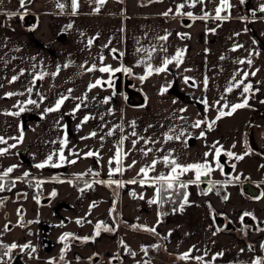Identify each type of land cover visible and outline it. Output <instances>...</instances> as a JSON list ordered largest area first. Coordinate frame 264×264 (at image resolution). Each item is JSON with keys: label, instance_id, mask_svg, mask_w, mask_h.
Wrapping results in <instances>:
<instances>
[{"label": "crops", "instance_id": "1", "mask_svg": "<svg viewBox=\"0 0 264 264\" xmlns=\"http://www.w3.org/2000/svg\"><path fill=\"white\" fill-rule=\"evenodd\" d=\"M77 4L74 13L66 0L23 6L21 0H0V136L7 141L0 149H9L0 155V245L29 244L26 250L35 248L33 264H85L94 255L110 256L112 264H147L150 257L149 264H264V0H228L219 18L221 0ZM27 12L36 15L30 26L23 24ZM9 13L12 20L6 21ZM184 17L191 20L184 23ZM178 50L179 64L173 60L166 71L148 74L149 64L162 67ZM104 66L130 69L144 104H128L114 87L113 73L99 71ZM97 80L102 83L89 89ZM248 84L252 88L244 92ZM61 97L67 98L59 109L45 111ZM245 99L246 107L232 111ZM197 120L203 123L193 128ZM117 149L120 172L114 171ZM217 149L232 166L229 174ZM90 151L98 155L87 156ZM49 155L50 163L36 167ZM164 156L181 166L207 163L210 178L197 180L195 169L173 174ZM153 160L158 162L145 177L140 169ZM9 167L13 171L3 176ZM161 174L177 175L171 189L154 179ZM247 179L260 187L259 195L244 192ZM182 184L177 206L166 209L165 201ZM218 217L225 219L223 226ZM22 220L25 226L18 224ZM13 223L16 232L8 230ZM4 249L0 264L12 252ZM185 253L189 258L181 259Z\"/></svg>", "mask_w": 264, "mask_h": 264}, {"label": "snow or ice", "instance_id": "2", "mask_svg": "<svg viewBox=\"0 0 264 264\" xmlns=\"http://www.w3.org/2000/svg\"><path fill=\"white\" fill-rule=\"evenodd\" d=\"M97 2L100 3V4H103V3L105 2V0H97ZM195 2H196V0H193V4H194ZM23 5H24V0H21V6H23ZM71 6H72V9H73V12L75 13V10H76L77 7H78L77 0H71ZM58 7H60L61 9H63V8H64V5H63V4H58ZM179 7H180V8H183L184 5L181 4ZM225 7H228V0H221V7L216 8V17H217V18L220 17V13H221V11L223 10V8H225ZM97 11H99V9H97ZM260 11H261V12H264V6H261ZM186 14H187L188 16H192V13H191V12H188V13H186ZM165 15H167V13H165ZM205 15H207V13H205ZM69 27H70V26H69ZM160 39L167 40V36L160 37ZM91 43H92V41L90 40V41H89V44H91ZM113 51H115V50H113ZM182 55H183L182 50H178L177 53H176V55H175L174 57H172L171 59H165V60L163 61V66H162V67H157V68H155V69H153L152 66L149 64L148 67H147V72H148V74H151L153 71H155L156 73L166 71V70H167V65L170 64V63H172L173 60H175V61L177 62V64H179V63L181 62V57H182ZM149 56H150V54H149ZM221 58H223V57H221ZM101 59H103V58L101 57ZM238 63L243 64V63H245V61H244V60H240V61H238ZM247 63L251 64V60H248ZM94 69H95V65H93V68H92V69H89V71L94 70ZM99 71H101V72H107V73H110V74H111V73L119 72V71L130 72L131 70H130V69H121V68L113 69V68H111L110 66H104V67H101V68L99 69ZM247 75H248V73H244L245 78L247 77ZM252 75H255V73H252ZM41 78H42V77H41ZM16 79H17V77H12V80H13V81L16 80ZM140 79H141V80H144V79H146V76H141ZM188 80H189V78L186 77V78H185V83H188ZM101 83H102V82H101L100 80H97L95 83L89 85V89L94 88V87H96L97 85H100ZM107 83H109V85L111 86V79H110ZM204 84H205V86H207V79H205ZM251 88H252V85H251V84H248L247 86L244 87L243 91H244V92H249V90H250ZM166 90H167V89L165 88V89H163L162 91H166ZM231 90H232V87L230 86V87L227 89V91H231ZM28 91L31 92L32 89L29 88ZM69 91H71V90H69ZM8 95L11 96V95H13V93H8ZM66 98H67V97H61L59 100H57V102H56L54 108L50 107V108H47L45 111H46V112L56 111L57 109L60 108L61 104H63V102H64V100H65ZM104 102L107 103V98L105 99ZM28 103H29V104H35L36 102L33 101V100H29ZM203 103H205V105H207V101H203ZM246 106H247V99H245L243 103L231 105V109H232V111H235V110L238 109V108H243V107H246ZM77 107H79V106H77ZM224 107H228V105H224ZM23 110H24V109L21 108V111H23ZM15 114L18 115L19 113H15ZM231 114H232V112H228V113H225V112H222V111L220 112V116H223V115H231ZM219 118H220V117L218 116L217 119H219ZM88 119H89V117H87V116L84 117V121H85V122H86ZM201 123H203V121H201V120H197V121L192 125V127H193V128H198V127H200ZM213 123H214V122H213ZM211 126H212L211 124L208 125L209 128H211ZM91 135H92V136H95L96 133L93 132V133H91ZM108 135H112V132L110 131V132L108 133ZM132 135H136V133L133 132ZM200 135L203 136L204 133L201 132ZM181 136H183V132H181L180 135L175 136V138H176L177 140H179V139L181 138ZM18 139L22 141V139H23V132H22V131H21V134H20V136L18 137ZM123 139H127V137H124ZM123 139L121 140V143H123ZM166 139H167V140H171V139H173V136L166 135ZM6 143H7V141H6L2 136H0V144H6ZM61 143L64 144V143H66V141H62ZM132 143H133V146H135V144L137 143V141H132ZM145 143H148V141L145 140ZM9 147L14 148V147H16V145H15V144H13V145H9ZM8 150H9V149H8L7 147H6V148H2V149H0V155H3V154L6 153ZM142 151H143V150H142ZM150 151H152V149L149 148L147 151H143V154H144L145 156H147V155H148V152H150ZM86 155H87V156H93V155H98V153H93V152L90 151V152L86 153ZM120 155H121L120 150L117 149L116 154H115V163H116L118 166H117V168L114 170L115 172H120V171H121V169H120V167H119V164H120V159H119V157H120ZM125 155H126V154H125ZM205 155H208V154L206 153ZM219 155H220V150L217 149V150H216V156L219 157ZM228 155H229V156H232L233 153L229 152ZM241 158H242V157H237V159H241ZM52 159H53L52 155H49V156L47 157V159H46L43 163L36 165V167H38V168H43V167L45 166V164L50 163V162L52 161ZM59 159H60L61 161H64V160H65V156H64L62 150H61V152L59 153ZM112 162H113L112 160L109 161L110 164H111ZM157 162H158L157 160H153V161H152V164H151L150 166H148V167H142V168L140 169V173H142L145 177H147L148 172H149L150 170H152V169L155 168V165L157 164ZM163 162H164L166 165H168V164H171V165H172L171 173H173V174H176L178 169L180 170L181 173H182V172H187V171H189V170H193V169H195V170H196V179H197V180L200 179V176H201V170H202V169L206 170V171L203 173V174H205V175H206L208 172H210V171L212 170V169L209 167V165H208L207 163H205V164H191V165L181 166L180 164H178V163L176 162V160H174V159H170L169 156H164V157H163ZM68 163H75V161H74V160H69ZM134 163H135V161L133 162V164H134ZM53 166H59V165H53ZM129 167H131V165H130ZM12 171H13V167H9V168L3 173V176H7V175H8L9 173H11ZM112 174H113V170L110 169V171H109V175H112ZM24 175L27 176L28 173H25ZM177 178H178L177 175H172V174H170V175H168V176H165V175L161 174L160 176H158V177H156V178H154V179L159 180V181H167V188L171 189V188L173 187L172 181L176 180ZM0 179H2V177H0ZM112 182L116 183L117 186H120V182H119V181H112ZM135 182H136L135 180L130 181V183H135ZM141 183L143 184V181H141ZM86 186H89V187H90V185H86ZM181 187H182V188H183V187H186V185H183V184H182ZM3 190H4V185H3V184H0V191H3ZM210 190H211V189H209V191H210ZM157 191L159 192V189H158ZM53 195H55V193H53ZM133 195H134V194H133ZM141 198H142V197H141ZM225 198H226V197H225ZM156 202H157L156 200L150 201V203H156ZM185 202H187L186 194H185ZM182 209H183V205H181V210H182ZM245 215H248V214L245 213ZM77 223H80V221H77ZM101 223H102V222H101ZM96 227H97V230H98V229L101 227V224H97ZM146 230H148V231H152V232H155V228H149V229H146ZM96 234L99 235V231H97ZM66 235H70V234H66ZM64 238H65V237H61L62 240H63ZM84 239H88V238L85 237ZM4 247H8V246H4ZM16 247H18V245H16V244H12V245H11V248H16ZM20 247H21V250L23 251L24 249H27V248H29V247H31V246H30L29 244H25V245H22V246H20ZM125 247H126V246H125ZM262 247H264V245H262ZM32 251L34 252V251H35V248H32ZM4 255L7 256L8 253L5 252ZM132 255H135V253H132ZM189 255H190L189 253H185V254H183V256H181L180 258L186 260V259L189 258ZM195 259H197V260H202L203 258H202V257H196ZM213 259H215V257H213ZM256 264H260V261H256Z\"/></svg>", "mask_w": 264, "mask_h": 264}, {"label": "water", "instance_id": "3", "mask_svg": "<svg viewBox=\"0 0 264 264\" xmlns=\"http://www.w3.org/2000/svg\"><path fill=\"white\" fill-rule=\"evenodd\" d=\"M31 0H24V3H29ZM150 1V0H146ZM23 24L26 26H30L35 23L36 21V15L30 12H27L23 15ZM191 19L189 17H184L183 22L188 23ZM115 77L114 87L117 92L125 93L126 94V102L131 105H141L145 102V97L143 93L134 87L133 83L134 80L130 78L128 72H114L112 74V78ZM219 160L223 164V171L226 174H229L232 171V166L227 161V156L224 154V152H220ZM210 178V175L207 173L206 175L201 173L200 179L202 182L208 180ZM243 190L244 192L248 193L251 196H257L260 193V187L257 186L255 183L251 182L250 180H246L243 184ZM218 225L223 226L225 223V219L223 217L216 218ZM227 228H233L234 225L232 223L227 222L226 223ZM13 264H24V261L22 258L15 257V259L12 262Z\"/></svg>", "mask_w": 264, "mask_h": 264}, {"label": "rangeland", "instance_id": "4", "mask_svg": "<svg viewBox=\"0 0 264 264\" xmlns=\"http://www.w3.org/2000/svg\"><path fill=\"white\" fill-rule=\"evenodd\" d=\"M5 220H6L5 221L6 222V225L5 226L6 227H9V225L12 224V223H10L11 222V219H9V217L7 216ZM24 220H26V219H24ZM24 220L19 221L18 224H22V226H25V224L23 223ZM13 224H14L13 225L14 227L11 228V229H8L9 231L10 230L15 231L16 230V226H19V225H16L17 223H13ZM14 234H16V233H14ZM11 245L12 244H9L8 243V246L10 248H11ZM16 245H18V247L11 248V250H12L11 255L10 254L8 255L7 260L4 261L5 264H12L13 260L15 259V257L17 255H19V254H23V258L22 259L26 262V264H33V262H34L33 261V257H34L33 256V253L34 252L32 250H26V249H24L22 251L20 246L25 245L23 242L22 243L21 242H18V243H16ZM96 256L97 255H94L92 258L89 257V258L85 259V264H112V257L105 256L104 258H102L101 260H99V257H98V259H95ZM151 260H154V259L150 257V259L148 260V263L147 264H149V262H152ZM169 262H174V257H169Z\"/></svg>", "mask_w": 264, "mask_h": 264}, {"label": "trees", "instance_id": "5", "mask_svg": "<svg viewBox=\"0 0 264 264\" xmlns=\"http://www.w3.org/2000/svg\"><path fill=\"white\" fill-rule=\"evenodd\" d=\"M1 182H2V179H0V183H1ZM7 182H8V183H6L5 185H6V186H10L11 181H10V180H7ZM184 191H185V187L182 188L181 185L178 186V187L175 189V192L171 194V198L173 199L174 203L177 204V202L182 198ZM168 196H169V195H168ZM4 246H7V245H6V244H1V245H0V251L3 250L4 248H6V247H4Z\"/></svg>", "mask_w": 264, "mask_h": 264}, {"label": "built area", "instance_id": "6", "mask_svg": "<svg viewBox=\"0 0 264 264\" xmlns=\"http://www.w3.org/2000/svg\"><path fill=\"white\" fill-rule=\"evenodd\" d=\"M68 1V0H67ZM68 7H70V1H68ZM12 17L13 15L11 13H9L8 15L5 16V20L6 21H11L12 20ZM176 206V203H174L173 199L172 198H169L165 201L164 203V207L167 208V209H172V208H175Z\"/></svg>", "mask_w": 264, "mask_h": 264}, {"label": "flooded vegetation", "instance_id": "7", "mask_svg": "<svg viewBox=\"0 0 264 264\" xmlns=\"http://www.w3.org/2000/svg\"><path fill=\"white\" fill-rule=\"evenodd\" d=\"M68 1H70V5H71V0H68ZM68 1L66 0V2H67V5H68ZM112 79H114L115 80V77L114 78H112ZM176 207V206H175ZM167 209V208H166ZM16 257H19V258H23V254H19V255H17ZM98 255L95 257V259H98ZM23 260V259H22ZM24 261V260H23ZM13 264V263H12Z\"/></svg>", "mask_w": 264, "mask_h": 264}]
</instances>
